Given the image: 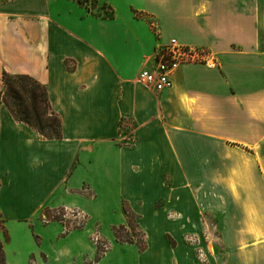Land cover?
I'll return each instance as SVG.
<instances>
[{"label": "crops", "instance_id": "1", "mask_svg": "<svg viewBox=\"0 0 264 264\" xmlns=\"http://www.w3.org/2000/svg\"><path fill=\"white\" fill-rule=\"evenodd\" d=\"M172 39L212 58L156 93L136 77ZM4 73L62 123L44 138L0 106L8 264H264V0H0V93ZM125 209L143 250L116 239Z\"/></svg>", "mask_w": 264, "mask_h": 264}, {"label": "trees", "instance_id": "2", "mask_svg": "<svg viewBox=\"0 0 264 264\" xmlns=\"http://www.w3.org/2000/svg\"><path fill=\"white\" fill-rule=\"evenodd\" d=\"M4 90L0 93V106L5 105L13 117L21 122L36 129L44 138L59 139L62 137V123L60 117L52 110L47 88L36 79L28 75H3ZM59 212L65 214L64 209ZM56 211L48 210L44 213L47 220H63L61 216L55 215ZM132 232L126 228H116L115 235L118 241L134 242L136 241L140 249L145 245V235L136 230V217L127 209ZM0 264H8L5 258V242L9 241V234L5 230L3 222L0 220ZM138 238V239H136ZM106 250L97 245L98 261Z\"/></svg>", "mask_w": 264, "mask_h": 264}, {"label": "built area", "instance_id": "3", "mask_svg": "<svg viewBox=\"0 0 264 264\" xmlns=\"http://www.w3.org/2000/svg\"><path fill=\"white\" fill-rule=\"evenodd\" d=\"M211 58L212 53L206 48L185 46L172 39L168 44L157 48L152 61H148L146 66L137 74L136 81L147 89L161 93L172 88V74L180 67L209 65ZM55 215L61 216L63 220L70 215L77 218L84 217L78 212H72L71 214L65 212V214H62L56 211ZM94 242L103 250L108 249V244L102 240L98 233L94 236Z\"/></svg>", "mask_w": 264, "mask_h": 264}, {"label": "rangeland", "instance_id": "4", "mask_svg": "<svg viewBox=\"0 0 264 264\" xmlns=\"http://www.w3.org/2000/svg\"><path fill=\"white\" fill-rule=\"evenodd\" d=\"M110 15H112L109 11L106 13V16H110ZM150 29H151V31H152V33H154V36H155V38L157 39L158 38V33H157V28H156V25L153 23V21H151L150 22ZM78 221L80 222V223H83L84 222V217H82V218H78ZM78 222V223H79ZM69 223V222H68ZM82 225V224H81ZM136 239H138V238H136ZM108 247H109V245H108Z\"/></svg>", "mask_w": 264, "mask_h": 264}]
</instances>
